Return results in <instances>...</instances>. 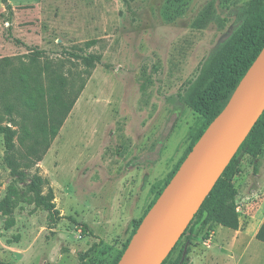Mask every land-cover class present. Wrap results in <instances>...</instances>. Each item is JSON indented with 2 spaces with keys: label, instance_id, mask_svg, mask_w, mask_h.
Segmentation results:
<instances>
[{
  "label": "rangeland",
  "instance_id": "1",
  "mask_svg": "<svg viewBox=\"0 0 264 264\" xmlns=\"http://www.w3.org/2000/svg\"><path fill=\"white\" fill-rule=\"evenodd\" d=\"M246 1L0 0V124L21 136L48 120L54 94L64 103L76 96L36 165L57 217L34 200L28 178L10 175L0 134V264H80L85 252L88 264L111 263L202 124L181 95ZM64 50L101 62L88 66ZM24 151L16 138L14 154ZM237 158L238 227L205 224L197 207L166 264L184 246L190 264H264L255 238L264 148L257 173L252 157Z\"/></svg>",
  "mask_w": 264,
  "mask_h": 264
},
{
  "label": "trees",
  "instance_id": "2",
  "mask_svg": "<svg viewBox=\"0 0 264 264\" xmlns=\"http://www.w3.org/2000/svg\"><path fill=\"white\" fill-rule=\"evenodd\" d=\"M235 19L233 31L221 43L214 55L200 66L197 76L189 82L181 95L183 102L190 109L201 115L202 124L191 139L186 151L154 195L143 215L134 222L130 237L147 210L191 150L193 144L212 119L223 109L238 82L264 45V0L246 1L239 7ZM14 40L17 43H21L18 39ZM92 43L94 41L90 40L85 45L90 46ZM33 51L40 53L43 50L39 51L36 49ZM63 53L70 55L74 59L81 60L88 66L101 62V57L97 54L68 50H64ZM29 99L31 100L29 105L34 106L33 98L29 97ZM75 100L76 96L69 100L68 103H64L59 94H54L53 102L49 108L48 120L37 118L36 122H38L33 126L32 131L23 128L21 136H18L16 128L0 124V134L4 143L3 162L9 169L10 175L21 180L28 178L29 189L33 194L34 200L42 204L51 215L56 217L59 216V213L53 202V194L51 190L43 193L44 180L36 173V165L43 159L50 142L56 136L62 124L66 112L74 104ZM54 104L55 106L53 107ZM7 109H9L8 106ZM17 111L19 112V109ZM16 138L19 144L25 148L23 155L16 156L14 154ZM27 140L28 143H26ZM263 148L264 109L198 206L196 212L203 217V223H216L230 229L238 227V204L236 199L238 190L234 185V178L239 174L237 154H247L252 157L254 159L253 172L257 173L260 164L259 158L263 153ZM32 167L35 168V173L29 176L27 171ZM3 202H6V199ZM13 224L14 220L11 218L5 220L4 226L9 228ZM84 233L85 229L82 230V234ZM130 237L110 264L117 263ZM255 238L264 243V222L259 227ZM187 253L188 247H182L171 264H190ZM169 256L170 254L167 255L161 264H166ZM85 258L86 252L80 255V264H88Z\"/></svg>",
  "mask_w": 264,
  "mask_h": 264
},
{
  "label": "water",
  "instance_id": "3",
  "mask_svg": "<svg viewBox=\"0 0 264 264\" xmlns=\"http://www.w3.org/2000/svg\"><path fill=\"white\" fill-rule=\"evenodd\" d=\"M257 92H260L257 109L244 113L242 110L246 101ZM263 109L264 45L238 82L223 109L207 125L147 210L116 264H138L151 244L153 248L145 264L163 262L180 233L175 240L170 241L165 221L187 202L207 178L219 155L231 150L224 166L228 163ZM236 130L241 131L238 142L227 144V139Z\"/></svg>",
  "mask_w": 264,
  "mask_h": 264
},
{
  "label": "bare ground",
  "instance_id": "4",
  "mask_svg": "<svg viewBox=\"0 0 264 264\" xmlns=\"http://www.w3.org/2000/svg\"><path fill=\"white\" fill-rule=\"evenodd\" d=\"M260 92L253 94L245 103L243 107L244 113H250L257 109L258 105V95ZM250 119V118H248ZM241 135L240 130L234 131L229 138L227 139V144H234L238 142ZM231 150H226L217 158L214 167L211 173L207 176V178L199 185V187L193 192L191 197L187 200L185 204H183L180 208H178L171 216L167 218L165 221V227L167 234L169 236V240L173 241L177 237L178 233L181 229L187 224L191 214L193 211L200 205L202 199L205 194L208 192L211 185H213L214 180L219 175L223 166L225 164L226 159L230 155ZM153 245L151 244L149 248L143 254L140 262L138 264H145L148 258L150 257Z\"/></svg>",
  "mask_w": 264,
  "mask_h": 264
}]
</instances>
